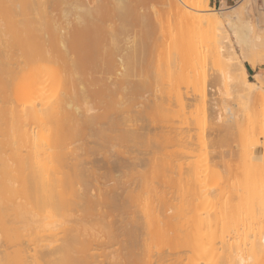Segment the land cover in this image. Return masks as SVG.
Listing matches in <instances>:
<instances>
[{
  "label": "bare ground",
  "instance_id": "6f19581e",
  "mask_svg": "<svg viewBox=\"0 0 264 264\" xmlns=\"http://www.w3.org/2000/svg\"><path fill=\"white\" fill-rule=\"evenodd\" d=\"M159 1L168 5L173 13L174 26L168 37L171 45L174 44L178 60L190 66L191 78L195 77L194 57L198 44L207 41L209 47L205 55L208 61L218 69L221 63L228 66L226 72H216L215 82L228 78L232 86L238 89L233 105L222 97L213 102L215 117L211 136L206 141L213 158L205 169L197 167V148L191 147L189 152H185L192 157L187 167L191 170L197 167L194 178L200 180L215 173L220 176V183L206 193H213L212 198L206 195L209 201L207 211L209 221L216 222L202 227L200 219L196 217L198 220H195L194 227L165 229L156 233L152 226L149 227L151 219L146 220V229L133 219V225L128 221L132 228L126 231L125 252L117 251L110 263L137 264L136 249L142 239L146 243L147 264H201L177 250L179 240L187 235L190 238L200 236L212 242L207 252L214 259L213 264H264V108L250 104L252 95L264 91V73H255L253 80L248 78L247 68L237 55L230 37L231 31L243 59L256 68L257 60L250 52L251 33L254 31L256 38L260 39L264 27L257 28L250 21L244 22L246 17L237 7L229 8L231 11L223 17L208 11L206 6L209 0H0V232L5 214L11 211L9 206L13 199L10 184H7L4 175L8 168L10 172L16 171L14 177L22 181L27 197L34 199L39 209L41 206L48 209L45 214L34 212L29 217H21L31 234H35L34 241L38 239L36 234H53L59 225L64 226V221L58 215L68 200L77 203L90 200L89 206L102 202L94 200L88 188L83 191L76 187L75 182L70 180V173L58 174V168L65 164L69 167L74 165L71 168L75 171L80 170V165L85 166L87 161L83 162V159L88 152L92 153L93 148H82L86 150L81 156L78 149L69 146L67 140L83 129L81 134H86L87 128L98 129L94 132L98 138L107 141L117 139L119 143L114 142L118 145L121 141L125 142L121 147L126 142L139 145L140 156L138 152L132 156L126 147L117 150V146L115 149L120 158L127 160L130 155L129 159L134 160L131 159L132 166L137 167L136 160L145 164L152 161L147 160V155L144 159L146 152L140 149L143 148L140 143L144 145L149 138L148 132H138L150 129L146 121L143 120L144 124L139 121L142 125L132 129L125 119L135 116L124 115L125 119L122 118L124 111L127 113L131 110L136 112V117H144L146 108L143 107L148 102L142 101L144 106L138 110L133 106L135 103L129 106L115 103L119 100L118 96L129 91L130 85H133V81L127 78V71L131 73L133 68L141 69L145 64L144 52L164 41L161 37H145V30L135 28L132 31L129 28L132 21L140 18L151 20L148 10L152 11ZM56 11L60 12L54 14ZM150 23V28L154 27L152 20ZM131 33L134 35L131 36ZM218 43L225 45L219 46ZM171 62L170 57L168 64ZM119 66L124 67L123 70ZM234 69L240 70L241 77ZM117 70L121 72L120 77L116 76L118 79L113 77ZM83 103L88 106L82 107ZM112 114L114 117L115 114L121 115V119L116 116L112 120ZM102 117L111 119L109 127H97L99 122H104ZM74 126L79 128L78 131L67 136V131ZM179 133L176 135L180 142L194 144L193 135L184 131ZM207 144L206 150L209 149ZM114 145L110 147L114 148ZM134 148L135 145L131 150ZM106 156L109 162L110 155ZM70 157L74 159L72 164ZM110 163L108 168L112 169ZM180 164L182 167L183 164ZM134 173L129 175L130 178ZM136 174H141L139 169ZM124 177L121 180L118 177L116 184L119 185L117 182L121 183ZM139 179L122 182L125 187L132 188L127 190L128 197L139 186V181L141 184ZM122 183L119 189L121 192L123 190L124 197L126 188ZM116 188L115 185L107 189L109 198L114 199L121 194L115 192L119 190ZM165 211L164 216L161 212L156 215L158 226L167 225L169 219L174 220L173 215L170 216L174 211ZM210 211L216 215L214 219ZM215 238L220 240L219 245H213ZM73 242L74 237H70L59 244H48L45 248L35 243V246L10 252L0 237V264H13L16 261L22 264H84L97 261L94 255V260L90 255V258L73 255Z\"/></svg>",
  "mask_w": 264,
  "mask_h": 264
},
{
  "label": "rangeland",
  "instance_id": "374dc122",
  "mask_svg": "<svg viewBox=\"0 0 264 264\" xmlns=\"http://www.w3.org/2000/svg\"><path fill=\"white\" fill-rule=\"evenodd\" d=\"M206 7L208 11L215 12L222 17L230 12L233 7H237V9L243 11L246 17V21L244 22L250 21L255 27L258 26L257 28L264 27V23H262L264 21L262 20V22H260L262 18L264 19V0H236L223 6H213L210 4L209 0ZM58 12L60 11H56L54 14ZM148 12L151 14L150 19L153 21L154 27L150 28L151 20L140 18L137 21H132L129 28L132 31L135 28L145 30L147 31V33H144L145 37H161L162 39L164 38V41L160 45L154 46L144 52L145 64L141 69H130V71L132 70L131 73L127 71L129 76L127 78L133 81L132 83L129 80L133 85H130L131 88L129 91L118 96L120 101H116L115 104L120 105L121 103L122 105L124 103V105L129 106L131 103H135L133 106L138 110V108L142 109V105L144 106L142 101H146L145 103L148 102V104L143 107L146 108V114H143L145 118L138 113L137 114L142 117H136V112H133L131 107L130 110L132 112L129 111L126 113V111H124L126 114L123 113L122 118L125 119L126 115V117H128V115L135 116L125 119L127 123L130 122L129 126L132 129H136V126L142 125L140 122L143 123V120L146 121L150 129L146 128V130H138V132H148L149 138L145 141V146L140 143V146L143 147L140 149L146 152V154H144V159H146L145 157L147 155V160L150 159L152 161H146L145 164L139 161L137 162L136 160L137 167L134 164L132 166V158L129 159L130 155L128 156V153H126L129 161L128 159L125 160V158L123 159L120 158L119 155H116L117 151H115V149L117 146L120 147H118L117 150L126 147L127 150L130 149L129 153L131 152V155L135 156L136 152H138V154L140 152L137 147L139 145H136L134 142H126V144L121 147L120 145H123L122 143L125 142L121 141L118 145L117 143H119V140L117 139L114 140L115 142L117 141V143L113 140H102V138L96 136V133L94 134V132L99 130L93 128H87V133L81 134L83 130H85L83 129L82 132L73 137L71 135L75 134L79 128L76 126L72 127L67 131V136H71L67 139L70 143L69 146L78 149L77 152L80 153L79 155L81 156L82 152L86 150L82 148H93V151L92 153L88 152V154H86L88 156L91 154V156H85V159L82 158L84 160L83 162H87H85V166L80 165V170L76 169L75 171L71 168L74 165L69 167L65 164L63 167L58 168V174L63 175L70 173V180L75 182L76 187H79L81 190L88 188L87 190L90 192V195L93 196V199L95 198L102 202L99 203L98 201L99 205L96 204V206L95 203H93L94 206L91 204L90 206L94 208L92 207L93 209L88 210L90 207V200L88 202L86 200L80 201L79 203L68 200L66 206L58 215V218L64 221V226L59 225L57 231L53 234L45 232H40L39 235L36 234L38 236L37 241H34L33 236L35 234H33V232L31 234L30 230L21 220V217H29L34 212L45 214L48 209H44L42 206L39 209L36 201L27 197L22 181L14 177L16 171L13 170L10 172L9 168L5 169V179L7 184H10L13 199L10 201L11 206H9L11 211L9 210L4 216V226L0 232V237L3 239L10 252L20 251L26 249L28 246H35L36 244L41 248H45L48 244H59L65 238L74 237L72 246L73 255L82 258L85 256L90 258L91 256V260H94V257L95 260H97L84 264H111V258L116 255L115 253L117 251L125 252V250H123V244L127 242L126 231L132 228L130 224L133 225V219L138 220L144 229L147 227L146 220L151 219L152 222L149 227L152 226L156 233L162 230L164 231L165 229L171 230L173 228V230H175L181 227L187 228V226L194 227L196 224H193L195 220L198 219H200L202 227H206L207 223L216 222V220H213L214 222L212 220V222L209 221V212L207 211L209 207L207 197L209 194L207 195L206 193H210V190L214 189V187L220 183V176L215 173L197 180L194 178V175L197 167L205 169L206 164L213 158L211 155L212 150H210L211 147H209L206 141H208L211 136L213 117H215V114L212 112L214 100L222 97L229 102V104L233 105L232 101L236 99L238 89L232 86L228 78L215 82V75H217V73L226 72L228 66L225 63H221V65H218L220 68L218 69L211 64L213 62L208 61L209 59H207V55H205L209 47L207 41L199 42L198 44L194 57L196 63L195 77L194 79L191 78L192 71L190 70V66H188L185 61L178 60L174 44L172 43L173 45H171L168 37L169 32L172 31L174 26L171 9L164 2L162 4V2L159 1L152 7V11L148 10ZM230 34L231 43L235 45L237 55L243 60L247 68L248 78L253 80L255 73H264V32H262L260 39L256 38L254 31L251 33L253 40L250 45V52L257 60L256 68H252L250 63L243 59L231 31ZM132 35H134V33H131V36ZM224 43L226 44V42ZM219 44L220 43H218V45ZM170 57L172 58V62L168 64ZM118 68L123 70L124 67L119 66ZM233 71L241 77L240 70L234 69ZM115 72L117 73L114 74L113 77L119 76V73L121 74L120 70ZM83 104L84 105H81L82 107L88 106L85 105V103ZM250 104H257L260 109L264 108V91L252 95ZM123 107L125 108V106ZM127 109L129 110V107ZM99 111H103V109H99ZM111 116L113 120L117 115L115 114L114 117V114H112ZM119 117L121 119V115H118L117 119H119ZM102 118L104 122H99V126L97 125V127L100 129L103 127L106 128L107 126L109 127V125H111V119L109 117L107 119L106 117V121L104 117ZM114 129H118V127ZM180 130L193 135L194 144L186 145L180 142V139H177V137H179L177 135H180V133L178 134V131L181 132ZM115 131L117 132L119 130H114V132ZM127 143L128 145L132 143V145L127 146ZM206 144L207 147H209V149L206 147L207 150L205 149ZM111 145L115 147L112 148L110 147ZM134 145L135 148L134 150L132 149V152L131 148L134 147ZM191 147L197 148V151L199 150L197 167L192 170L186 165L192 158L191 156L189 157V153V155L186 154V151L189 152ZM111 148L114 151L112 150L111 152ZM95 149L96 153L94 152ZM83 154L85 153L83 152ZM106 154L108 156L110 155L109 160H111L109 162L107 161L108 158ZM72 159L73 157H70V164L74 161V159ZM118 159L120 161H118ZM121 159L122 161H126L123 162L125 165L122 163ZM181 161H185V163L183 164ZM110 162H112V165ZM109 163L112 169L108 168ZM137 163L141 164L138 165ZM179 164L182 165V167H180ZM136 169H139L141 174L143 173V177L141 174H136ZM133 173L134 175L130 178L129 175ZM118 177L119 180L124 177L125 181L128 179L136 180L135 178L138 180V178H140L141 184L139 181V186L136 187L134 191L132 190L134 193L131 197H128L127 190L129 189L130 191L132 188L125 187V183H122L124 180H122V186L126 188V192L124 191L125 196H127L126 198L125 196L123 197V190L122 192L120 191L122 188L120 186L121 183L117 182L119 185L116 184V179L118 181ZM114 184L118 189L121 187L119 190L115 191L116 193L121 192V194L118 195L119 198L111 199L107 195V192H109L110 186L111 188L115 186ZM121 195L122 197H120ZM212 195L213 193L209 196L212 198ZM86 204H88V206ZM165 210H167L168 213L174 211L173 213L177 214H170V216L173 215L172 217L174 220L172 219L173 221H171L169 219V224H160V226H158V217L156 215L159 212L163 214L166 212ZM213 214L212 212L210 216H213L214 219L216 215ZM164 215L165 213L163 216ZM196 217H198V219H196ZM128 221L131 223L129 222V224ZM213 242L215 243L213 245H219L220 240L215 238ZM211 243L212 242L200 236H193L190 238L185 235L179 240L177 250L181 254L192 256L201 264H213L214 259L210 257L207 252V247H209ZM136 252L138 256L137 264H147V248L145 241L142 239L138 242ZM13 264L22 263L21 261H16Z\"/></svg>",
  "mask_w": 264,
  "mask_h": 264
},
{
  "label": "crops",
  "instance_id": "0c3cea01",
  "mask_svg": "<svg viewBox=\"0 0 264 264\" xmlns=\"http://www.w3.org/2000/svg\"><path fill=\"white\" fill-rule=\"evenodd\" d=\"M236 0H210V4H212L213 6H217V5H220V6H223L224 3L225 4H229V3H232Z\"/></svg>",
  "mask_w": 264,
  "mask_h": 264
}]
</instances>
